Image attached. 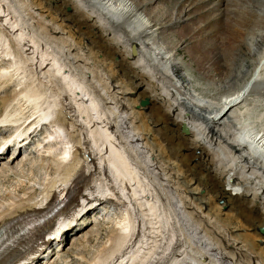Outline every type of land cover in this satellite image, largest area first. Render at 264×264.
Here are the masks:
<instances>
[{
  "label": "bare ground",
  "instance_id": "6f19581e",
  "mask_svg": "<svg viewBox=\"0 0 264 264\" xmlns=\"http://www.w3.org/2000/svg\"><path fill=\"white\" fill-rule=\"evenodd\" d=\"M2 1L3 3L7 2V0ZM85 2L88 5L87 7L94 8L97 12H109L108 16L115 15L117 17L116 23H113L114 19L110 20L109 17L108 21H112L115 28L124 36V41L120 43L122 46L117 44L119 43L118 41L116 43L112 38H109L110 32L107 33L109 29L105 31L100 28L90 17V13H87L82 7L80 8L75 0H16L17 6L23 9L21 10L24 12L25 18L28 17L31 21L33 20L36 23L35 27L51 43L68 45L67 49H65L66 52L64 51L65 57L69 58V63H71L69 64L68 74L70 71L76 72L75 74L80 81L91 82V80L96 79L95 85L98 83L99 87L103 90L101 91L102 93H97L100 95L102 104H106H103V107H110V110L108 109L109 111H107L108 114H104L102 111L104 114L100 118L102 123L99 122L105 124V128L109 127L112 133L106 135L107 130L105 129L106 134H104L98 127L93 129L92 135L89 133L90 136L87 135L88 133H83L84 128L82 127V130L74 117L69 115V109L73 110L76 107L78 110L76 112L81 116L88 111L83 121L84 123L87 122V125L90 126L93 123V114L97 106L91 102L93 107L87 109L82 105L75 106V103L73 105V103L69 102L71 103L69 108L65 106L64 98V101L61 100L64 108L58 111L56 117L53 115V112H47L49 107H44V109H41L42 111H38L41 112L40 114L38 112L36 113L37 115L30 114L28 118H21L23 121L20 119H17L19 121L11 120L22 129L16 128L15 136L9 138V141L3 140L0 143V151L2 152L0 155L5 152L7 153L10 148V146L6 148L2 147L3 143L5 145L8 143L9 145L11 143L18 145V149L16 148L15 150L11 146L13 152L11 157L12 164L10 163V165L15 163L14 161L20 156L21 149H26L25 146L34 144L35 149L33 152L31 151V155H35L39 152L41 153L44 139L51 142L50 132L44 131V134L39 131L35 133L36 131L33 130L35 125L40 122L36 120L40 115L43 116L41 119L43 122H46L48 118H52L49 125L54 131L51 134L55 132V135L58 137L63 136L66 130L67 133L69 132V139L62 143V139L58 141L59 144H62L61 146L64 151L56 158L58 164H56V169H53L54 177L50 179L43 191H41L42 197L40 196V199L36 201L34 199H21L16 205L11 204L0 212V238L2 239L0 242V264L25 262L27 264H35L34 259H38L40 250L46 249L45 247L50 249L51 246L49 244L51 242L49 236L54 234L58 237L61 235V237L66 239L67 235L73 231V223L78 217L84 216L89 210L95 212L99 207H106L107 204H111L107 199L103 198L105 189L98 187L97 182L100 179L97 178V175H100L101 178L99 184L102 183V180L106 183H108V180H111L113 183L110 182L111 189L115 186L119 187L118 191L122 197L123 192L126 191L123 198L128 202L120 198H116V202L123 206L128 216L125 218L127 220L131 219L132 226L127 227L126 220L120 217L123 220H120L122 224L119 223V227L110 230L111 235L107 240L108 246L102 249L103 251L90 264H144L146 261H148L146 264H264V199H261L264 196V187L261 186L262 196L260 197L258 196L259 194H254L256 191L253 187L244 186L236 177L226 178L227 174L225 175V170L218 168L217 164L220 161H217L213 155V147H210L212 142L216 144L221 139L216 128L219 124L224 125L230 113L233 115L235 123L238 122V124L244 126L243 129H251L252 131L254 119H256L254 116H251L252 118L250 119V115L253 114H251L253 107L237 108L247 100L250 93L255 94L250 99L255 101L254 104L262 103L263 101L261 100H264V0H246L248 6L251 5L248 8L242 6L239 0H181L180 7L178 8L179 13H177L179 15L163 20L150 7L155 3L154 0H127L129 9L126 13H118L113 7L109 9L108 7H111L109 6L110 4L108 5L110 0H85ZM5 6L8 7V3ZM142 16L146 18L145 22H143L145 19H142L143 29L141 26L142 31L133 34L134 32L130 31L131 28H129L132 20L138 17L142 18ZM13 24L15 25L14 27H18L16 20H14ZM2 27L3 24L0 25V28ZM14 27L12 28L14 29ZM179 28L184 33V39L182 42L180 41L181 45L178 49L175 46L172 47L173 45L170 47L167 44L168 46L164 47L165 50L163 52H152L153 50L148 47L146 42L151 41V44L154 45L157 39L162 40L163 38L164 40L167 35ZM2 33L4 34L2 37H6L17 54L23 53L25 46V44L22 46L23 42L14 41V35L12 36L10 31H2ZM217 33H222L228 40L223 50H220L216 45L215 35ZM25 34L21 32L20 39L22 41H24ZM174 36L176 37V35ZM25 37H28L29 41L35 45L31 34L30 37L28 34ZM254 37H256L255 51L250 45V41H253L251 39ZM37 38L35 39L37 40ZM248 40H250L249 43ZM163 44L165 43L163 42ZM46 47L44 49H47ZM131 47L135 48L137 52L136 57L131 54ZM21 48L22 51H20ZM90 48L91 50L88 51ZM142 49L148 53L150 52L149 54H153V58L150 60L152 64L149 63L148 68L153 70L156 75L160 74L159 77L157 76V81L161 80L170 87L172 79L169 80L170 77L167 78L169 71L177 79V82H180V86H173V89L177 91V95L180 97H174L176 101H179V106L182 108H188V106H192V108L193 106L199 107L200 110L198 111L203 112L204 115L198 120L204 124L202 126L205 127L203 131L207 132L208 141L210 139L208 146L202 140H195L196 138L194 137L198 135L194 133L195 131L192 132L190 128L188 135L181 131L182 124L190 121V118H193V116L195 117V113L185 115L188 116V119L185 117L186 121L182 120V122L180 119L183 117H179L178 107H174L171 104L174 98L170 100L158 93L156 81L155 83L152 82L148 74L137 70L135 63L142 59L141 57L138 58ZM183 50H187L186 52L190 61L186 66L192 67L191 64H193L195 72L204 80L212 79L213 76L223 72L228 74L226 70H229L232 67L231 65L237 64L240 62L242 56L251 55L254 51V55L251 58L253 63L252 70L241 89L235 94L224 97L222 101L214 105L215 107L210 108L206 104L195 100L189 91H187L188 82L179 74L177 65L171 62ZM21 53L19 55L22 57V61H26L25 65L29 63L27 66L30 67L31 73L40 80L38 81V85H41H39V88L37 85L35 87L24 85L23 90L19 93H14L11 97L1 98V111L3 110L5 118H19L18 113H7L11 102L17 101L19 95L25 96L26 101L24 104L27 105H35L34 103L41 99L44 88L41 87L42 81L38 75L45 74L43 73V70L46 69L45 61L50 60V57L54 60L52 66L56 69L54 72L47 73V75L55 83L59 84L61 94L67 95L72 93L76 87L78 89L83 88L81 83L77 82L78 79L68 81V77L65 78L64 75H61L64 71L62 70L63 68L61 67L62 69L59 70V66L55 64V62L57 63L56 57L47 54L49 52L41 54L40 59L38 58L39 61L36 62L38 66L34 64L33 58L28 57L27 59L23 56L24 53ZM23 71V68H19L12 75H1L0 80L4 79L3 77L5 76L8 77L7 83L11 81L20 82ZM163 71L164 73H162ZM31 73L29 72L28 75ZM90 76H92L91 80ZM126 80H128L132 88L135 87L134 90H131L128 87L129 85L127 86ZM129 80H132V82ZM59 81H62V85H60ZM66 81L67 84H65ZM258 86H260L259 89L252 91L253 88H257ZM89 99L92 100L91 97ZM143 100H146L148 104L141 107L139 104ZM22 107L23 104L19 106L23 110ZM21 109H19L20 112L22 111ZM143 110H147L146 114L142 113ZM3 114L0 113L1 116ZM259 117L258 119H261L262 116L260 115ZM1 119L0 122L2 123L0 125L4 126L5 121H1ZM26 124H28V127H26ZM43 126L45 125L42 124ZM56 126H60L61 128H56ZM228 126L231 127L230 125ZM29 130H31V135H28ZM261 132L255 131L253 137L251 136L248 139L246 138L247 135H241L239 138L249 143L251 150L252 148L255 149L253 153L256 152L257 157L264 160V132ZM38 135L42 138L41 140H39ZM234 135L236 136V134ZM110 137L116 142L118 141V144L115 145ZM86 138L91 141L90 146L86 143ZM24 139L25 142H23ZM69 145L70 147H68ZM70 149H74V152H70ZM94 149L98 152H96L97 154L103 152L104 157H106L105 159L102 157V161L104 159L105 162H108L109 176L104 175V172L102 173L97 167V165L102 167L104 164H102L103 162L97 164L100 158L95 159L96 153ZM120 149L123 152H119L118 150ZM69 153L71 157L68 155ZM233 153L237 155L238 151L236 148ZM16 162H18L15 166L17 168L14 169L19 171L23 170L28 161L21 159ZM12 169L9 168L8 172H12ZM5 173L6 170L3 171L2 175H5ZM149 177H155L156 183L162 185L161 187L164 189H161L163 190V194L167 196L166 198H169V193L173 195L177 201L178 209L181 211L180 214L184 225L180 227L178 224L179 228H177V232H174L178 236V239H176L177 246H173L174 249L171 248L172 257H169V260L166 262H162L160 259L163 258V254L169 245L167 246V242H165L161 247L160 242H158L152 249V252H147L148 254H145L143 258H138L136 252H139V250L136 249V252L129 255L137 257H129L127 262L124 263L125 258L121 257L124 255L123 249L133 239L138 224L136 221L137 213H133V219L131 218V213L135 209H138V199L139 201L142 199L141 193L137 192L140 191L142 194H145V191L153 192V188L147 179ZM153 178L150 179L153 180ZM139 179L143 183H139ZM123 185L125 187H122ZM134 185L138 187V190H133ZM128 186L130 189H128ZM234 188H241L242 193L233 192ZM149 192L147 193L149 194ZM97 193L100 195L94 198V194ZM113 194L115 192L112 190L111 196ZM131 194L134 196V201ZM138 194L141 196L139 197ZM173 197L171 196L172 201ZM111 198L113 199V197ZM163 200L164 198L161 201ZM62 204L64 206L57 212V215H64L62 216L63 223L56 224L52 215L54 210L61 207L60 205ZM153 211L149 209V213L146 211L144 213H148L152 217H155V219L156 215H158V221L159 210ZM145 220H141L142 227L146 223L144 222ZM41 222H43V225L37 230L36 235L33 237L35 239L31 241L22 240L25 233L38 227ZM158 224L161 225V231L164 229L163 224L167 226L162 218ZM160 233L161 235L159 236L161 238L163 233ZM163 238L165 237L161 238V242H163ZM136 242L141 244V248L145 242V235L142 234ZM71 244L73 245L74 242ZM159 247L162 248L161 251H157Z\"/></svg>",
  "mask_w": 264,
  "mask_h": 264
},
{
  "label": "rangeland",
  "instance_id": "374dc122",
  "mask_svg": "<svg viewBox=\"0 0 264 264\" xmlns=\"http://www.w3.org/2000/svg\"><path fill=\"white\" fill-rule=\"evenodd\" d=\"M180 1L181 0H154L155 3L150 7H152L151 9L156 11V15L161 20L170 19V18L177 17L179 15L177 13H179L178 8L180 7L179 6ZM75 2L80 8L82 7L83 10H85L87 13H90V15H91L90 17L95 21V23L100 28H102L105 31H107L109 29L107 32V33L110 32L109 38H112L114 40V42H116V43L118 41L119 43H117V44L119 46H122V44L120 45V43H122V41H124L123 40L124 36L122 34H120V31L117 30L113 24V23L117 22V17L115 15L114 16H108L109 12H107V13L97 12L94 8L87 7L88 5L86 4L85 0H75ZM239 2L241 3L242 6H244V7L246 6V8L251 7V5L248 6V2H246V0H239ZM6 3H8V7L5 6ZM6 3H3V1L0 0V25L3 24V27L0 28L1 29V31H0V77H1V75H4V74H7L5 76L12 75L19 68L20 69L23 68L24 71H23V74H21L22 80L20 82H18V81L12 82L11 81V82L7 83L8 77H5V76L3 77L5 79V81H4V79L0 80V81H2V82H0V88H2V89H0V99L3 97H8V96L11 97L14 93H19L21 90H23L24 85L25 86L32 85L33 87H35L37 85L38 88H39V85H41V84L38 85V81H40V80H38L37 77L31 73L30 67L27 66V65H29V63H26V65H25L26 61H22V57L19 55L21 52L19 54H17L14 51L13 46L11 44H9L6 37L5 38L2 37L4 35L2 33V31H5V32L10 31V34L12 36L14 35V38H13L14 41H18L20 43L23 42L22 46H23V44H25L24 48L22 47L24 54L23 53H21V54H23V56H25V58H27V59H28V57L33 58L35 61L34 64H36V62L39 61L41 54L44 52H46V53L49 52L47 54H51V55L55 56L56 57L55 59L57 60V63L55 62V64L59 66V70L62 68H63L62 70H64L61 73V75L62 76L64 75L65 78L68 77L67 78L68 81L69 80L74 81L75 79H78L77 82H80L81 86L83 88L78 89L76 87L72 93H69L70 95L69 94H67V95L61 94L59 84L55 83L54 80L52 78H49V76L47 75V73L52 72V71L54 72V70L56 69L55 67L52 66L54 60L52 59V57H50V60H48L47 62L45 61L46 69L43 70L44 71L43 73H45V74H39L40 76L38 75V77L42 81L41 87H43L44 90L41 94V99L38 102H35L34 103L35 105L24 104L26 101L25 96H23L22 94L19 95V97H18L19 99H17V101L11 102V104L7 110L8 111L7 113H10V112L11 113L12 112L18 113L19 118L17 117L16 119H15V117L12 119L9 117L5 118V115L3 114V110L1 111L2 107L0 105V113L3 114V116H4V117L2 116L3 117L2 119L0 117V119H1V121H5L4 122L5 125L8 124L6 126L0 125V126H2L0 128V143L4 139H7L9 137V130L12 131L16 127H18L19 129H22L20 126L14 124L11 120H13V119L14 120H17V119L22 120L21 118L24 119V117L25 118L30 117L29 116L30 114L37 115L36 113L39 110L44 109V107H47V108L49 107L47 112L48 113L53 112V115L56 117V115L58 114V111H61L64 108V105H62V101H64V99H65V103H66L65 106H68V107L70 106L71 103H73V105L76 104L75 106L82 105L84 108L90 109L91 107H93L91 105V102L93 104H95L97 106L96 107L97 109L93 114V123L90 126L87 125V122L84 123L83 119H85V118H81L82 116L78 112H76V110H77L76 107L73 110L69 109V113H70L69 115L71 117H74V119L76 120V122H78V124L81 126V128L82 127L84 128V130L82 128L83 133H85V134L88 133L87 134L88 136H90V134L92 135L93 129L95 127H98L100 129V131H103V133L106 134L107 129L105 128V124H101L102 122L100 121V118L102 117L101 115L108 114L107 111L110 110V107L109 106L103 107V104H105V103L102 104L101 99H100V95L97 94L98 92L102 93L101 91H103V90L101 89V87H99L98 83H96V85H95L96 79L91 80V77L93 75L89 77L91 82H93V83H91V82H87L84 80L80 81L78 76L75 74L76 72L73 73L72 71H70V73L68 74L67 72H69V69H68L69 64H71V63H69V58L65 57V52H66L65 49H67L68 45L63 44L64 45L63 46L60 43H58L59 45L57 43H54V42L51 43V41L47 37H45V35L42 34L39 29H37L35 27L36 23L33 20L31 21L28 17L25 18V16L23 15L24 12L22 11L23 9L20 8L19 6H17L18 4H16V0H10V4H9V0H7ZM127 3H128L127 0H110L108 5L110 4L109 6H111V7H108V6L107 7L109 9H112V7L115 8L118 13H120V12L126 13V11L129 9L128 8L129 4H127ZM99 7L101 8L100 5H99ZM19 10H21V11L19 12ZM12 11H14V12H12ZM167 15L169 18L167 17ZM108 17L110 20L114 19L113 20L114 22L113 23H112V21L109 22ZM143 18L144 17L142 16V18L138 17V18H135L132 20V23L129 26V28H131V30L129 28L128 29L130 31L134 32L133 34H135L136 32L140 33L142 31V29H143L142 19ZM144 19L145 20H143V22L146 21V18H144ZM14 20L17 21L18 27H14L15 26L13 24ZM165 21H168V20H165ZM198 23H200V22H198ZM141 26H142V29H141ZM12 27H14V29ZM6 28H7V30H5ZM26 28H28V29H26ZM180 29L181 28H179L175 32L167 35L164 39L165 41L162 38V40L157 39L156 42L154 43V45L151 44V41H148L146 43L148 44V47L151 50H153L152 52H154V51L155 52H158V51L163 52L165 50L164 47H166L167 44L170 47L173 45L172 47L175 46L178 49L179 46L181 45L182 40L184 39V33L181 32ZM21 32H23L24 34L25 33L28 34L29 37L31 34L33 42L35 41L34 42L35 45L29 41L28 37H25L26 34L24 36V41H22L20 39ZM111 34H112V36H111ZM217 34L215 35L216 41H217L216 45L220 50H223V49H225V46L227 45L228 40H227L225 35H222V33H220V34L217 33ZM174 35H176V37ZM155 37H156V35H155ZM35 38H37V40ZM166 39H168V40H166ZM39 40H40V42H39ZM47 40H49L50 42ZM251 40H253V41L248 40V43L250 41V45L252 46L253 50L255 51L256 37L252 38ZM37 41H38V43H37ZM163 42L165 44H163ZM45 44H47V45H45ZM35 46L37 48H39L42 52L39 49H37ZM45 47L47 49H44ZM57 47H60V48H57ZM61 47H62V49H61ZM22 48L20 51H22ZM55 48H57V49H55ZM125 49H126V47H125ZM90 50H91V48L88 51H90ZM38 51H39V54H38ZM186 51L187 50H183V51L179 52L177 54V57H175L176 59L173 61L171 60V62H173L177 65V67L179 69V74L182 76L183 79H185L188 82V86L186 88L187 91H189V93L193 96V98L195 100H197L200 103L206 104L210 108L215 107L214 105L215 104L217 105V103L219 101H222L224 99V97H227L228 95L235 94L239 89H241V87H243L244 83L247 81L249 74L251 73V70H252V64L253 63H252L251 58L254 55V53H253L254 51L253 52L251 51L252 52L251 55L242 56L240 62H238L237 64L231 65L232 67L229 70H226L228 72V74H226V72L225 73L223 72V73H220L219 75L217 74L216 76H213L212 79L204 80V79H202V77H200L197 74V72H195V70L193 69L194 68L193 64H191L192 67L186 66L187 63H190L189 57H188ZM91 53H93V52H91ZM149 53L146 52V50H143V49L141 50V54L143 56L140 54V56L138 58L141 57L142 59H140V61H137L135 63L137 70L141 71L144 74H148V76H150V79L152 82L155 83V81H156V85H158V87H157L158 93H160L162 96H164L170 100L174 97L180 98L177 95V91L175 89H173V86H175V85L180 86V84H179L180 82H177V79L172 76L171 72L168 71V73H167V78L170 77L169 80L172 79V81H170V82L171 83L173 82L172 84L170 83V87H169L167 85V83L162 82L161 80L157 81V76L159 77L160 74L156 75L153 70L148 68V66L150 64H152L150 62V60L153 58L152 57L153 54H149ZM45 56H47V55H45ZM20 57H21V59H20ZM135 57H136V55H135ZM66 63H67V65H66ZM36 66H38V64H36ZM3 72H5V73H3ZM29 72L31 73L30 74L31 76L28 75ZM151 72H153L152 75H155V76H152ZM162 73H164V71ZM94 75H97V74H94ZM65 78H63V79H65ZM129 81L132 82V80H129ZM160 82L162 85L160 84ZM59 83H60V85H62V81H59ZM125 83L127 84V86L129 85L128 87L131 90L135 89V87L132 88L130 83H128V80H126ZM7 84H9V85H7ZM65 84H67V81L65 82ZM86 84H88V85H86ZM32 86H30V87H32ZM95 87H97V88H95ZM259 87L260 86H258L257 88H253L252 91L254 89L255 90L259 89ZM75 90H76V92H75ZM249 95L250 96H248L247 100L244 103H242L237 109L242 108V107H248V106L250 108L253 107V111L251 112V114L252 113L253 114L250 115V119L252 118L251 116H254V118H256V119H254L255 122H254V127H253L252 131H251V129H249V130H247L246 128L243 129L244 126L242 124H238V122L235 123V120L233 119V115L230 113V115L228 114V118L225 120L224 125L219 124L216 128L220 134L221 139L218 142H216V144L214 143L215 145L213 144V142L210 144V139H209V141L207 139V137H208L207 132L203 131V129L205 127H202V126H204V124L198 120V119H201V117L204 115L203 112L198 111V110H200L199 107L197 108V107L193 106V108H194L193 109L192 106H188L189 110H188V108H182L179 106V101H176L175 98L171 101V104L174 107H178L179 117H181V118L183 117L182 119L179 118L181 121L183 120L185 122L186 119H188V116H185V115L195 113V115H196L195 117H197V118H195L193 116V118H190V119L191 120L195 119V120L194 121H191V120L186 121L185 124L190 128V130L192 132L195 131L194 133H196L198 135V136L194 137V138H196L195 140H202L204 143H206L207 146L210 144V147H213L212 151L215 153V154L213 153V155L216 157L217 161L218 160L220 161V162H218L217 166L220 170H225V175L227 174L226 178L236 177L244 186L253 187V189H255V191H256L254 194H259L258 196L261 197L262 196V190L261 189H262V187H264V167H263L264 166V160L262 158L260 159V158H256L254 156V154L256 153V152L253 153L255 151L254 148H252V150L250 147L248 149H246L244 147L239 148V146L235 142V139L239 138V136H241V135H243V136L247 135L246 138L248 139V138H251V136L253 137V133H255V131H257V132L262 131L261 133L264 132V120H263L264 119V115H263L264 114V100H261V101H263L262 103L254 104L255 101H252L250 99H252L251 97H253V95H255V94L250 93ZM58 96H60V97H58ZM96 96H99V97H96ZM90 97L92 98V100L89 99ZM178 100H180V99H178ZM98 101L100 102V104ZM69 102H71V103H69ZM22 104H23V107H22L23 110L21 108H19V106ZM245 104H246V106H245ZM31 105H32V107H31ZM42 106H43V108H42ZM71 107H72V105H71ZM141 107H143V106H141ZM104 108H105V110H104ZM19 109H21L23 112L22 111L20 112ZM50 110H52V111H50ZM67 111H68V109H67ZM102 111L104 114L102 113ZM185 111H186V113H185ZM146 112H147V110L142 111L143 114H146ZM40 113L41 112H38V114H40ZM43 113H45V112H43ZM87 114H88V111H86L84 113V116H86ZM260 115L262 117H261V119H258V117ZM185 117H186V119H185ZM42 118H43V116L40 115V117H38L36 120L41 121ZM9 121H11V122H9ZM17 121H19V120H17ZM1 123L2 122H0V124ZM16 123H19V122H16ZM94 123H97V124L94 125ZM227 123L231 127H229L227 125ZM233 123H234V125H233ZM9 124H11V125L9 126ZM85 124H86V126H85ZM188 124H190V125H188ZM27 125L28 124H26V127H28ZM87 126H89V127H87ZM43 127L41 129V131L43 133H44V131L50 132L51 142H48V141H46V139H44L43 145L41 146L42 147L41 153L39 152L35 155H31V153H30L32 149H35L34 144H32L31 146H29L26 149H23L20 153V156L16 160V161H20L21 159H23V160L26 159L28 161V162H26V165L24 166L23 170L17 171L16 169H14V168H17V167H15L16 164H18V162H16V161H14L15 163H13V165H10V163L12 162L11 161L12 152H13L12 150H9L7 153L0 156V212L3 211V209H6L7 207H9V205H11V204L16 205V203L19 202L21 199L22 200L34 199V201L40 199L39 197L40 196L42 197L41 191H43V189L45 188L47 183L50 181V179H52L54 177L53 176V169L55 170L56 164H58L57 163L58 161H56V158L59 156L60 153H62L64 151L63 147L61 146L62 145L61 143L63 141L65 142L66 140L68 141L69 132L67 133V131L65 130L67 135L65 133V135L63 134V136L61 135L58 137L57 135H55V132H54V134H51V132H53L54 130L52 129V127L50 125H48V126L45 125ZM57 127L59 128V126H56V128ZM23 129H25V128L23 127ZM234 134H236V136ZM106 135H108V134H106ZM205 135H207V136H205ZM41 139L42 138H40L39 140H41ZM61 139H62V141H61ZM110 139H111V141L113 140L111 137H110ZM117 140H118V138H117ZM58 141H61V143L59 144ZM111 145H113V144H111ZM68 147H70V145ZM235 148L238 151L237 155H234V153H233ZM117 149H119V148H117ZM71 151H73V149H70V152ZM118 151L123 152L121 149ZM94 152L95 153L97 152L96 149H94ZM97 153H96L95 159H99V158L100 159L98 161L96 160L98 162V163L97 162L96 163L99 164V163L103 162L102 164H104V165L106 164L108 166V162L104 161V159L106 157H104L103 152L100 154H97ZM68 155H70V153ZM217 155L219 158L217 157ZM72 156H73V154H72ZM70 157H71V155H70ZM102 157L104 158L103 161H102ZM244 159H245V161H243ZM141 162H142V160H141ZM28 163H30V164L27 166ZM9 168H13L12 172H8ZM4 170H6V173H5V175H2ZM97 178L100 179V181L97 182L98 187L99 188L102 187L101 189L106 190V194H110L111 193L110 192V189H111L110 188V185H111L110 182L112 183V181L108 180L107 181L108 183H106V182H104V180H102V183L104 184L103 185L102 183L99 184V182H101L100 175H97ZM150 178H153V177L147 178L151 187L153 188V192L151 191L152 197H151V192L145 191V194H142V192L136 191V190H138V187L136 185H134L135 186L134 188L132 186L133 190L136 189L135 191L137 193H141L142 196L139 194H138V196L139 197L141 196L142 199L140 201L138 199L137 202H139V203L137 205L139 206V204H140V206L139 207L137 206V208L139 210L135 209L131 213V218L133 219V217H132V216H134L133 213L134 214L137 213L136 214V221L138 218H141V220H143V219L145 220V218H146V220L144 221L146 223L142 227V234L145 235V242H144V244H142L141 248H140L141 244H139V243L135 244V242H133V240H131L129 242V244L127 243L128 245H125V248L123 249L124 255L121 256V257L125 258L124 263L127 262L129 257L130 258L133 257L130 255H132V253L136 252V249L139 250V252H136V255L138 256V258L139 257L143 258V256H145V254L146 255L148 254L147 252H149V253L152 252V249L155 247V245L158 244V242H160L161 247H162V244L165 242H167V246L169 245L167 247L168 249L166 248V251L163 254V258L160 259V260H162V262H166L167 260H169V257L170 258L172 257V249L171 248L174 249V247L177 246L176 239H178V236L174 232L175 231L177 232V230H178L177 228H179L178 224L180 227L184 225L183 219H182L181 214H180L181 211H180V209H178L179 207L176 204L177 201L174 199L173 195H171L169 193L168 194L169 198H166L167 196H165L163 194L162 189H164V188L161 187L162 185H160L159 183H156L157 181H156L155 177H154L155 180H154V178H153V180ZM139 183H143V181L140 180ZM152 183H155V184L152 185ZM106 184L109 187H107ZM159 190H161L162 192ZM147 192H149V194ZM233 192L241 194L242 189L238 188V189L233 190ZM40 193H41V195H39ZM125 193H126V191L123 192V197L125 196ZM133 194H134V192H133ZM133 194H131V195H132V200L134 201ZM98 195H100V194H98V193L94 194V198H97ZM153 195H154V197H153ZM171 196L173 197V201H172ZM159 197L162 199L164 198L165 201L164 200L161 201L162 199H160ZM261 199H264V196L261 197ZM174 200H175V202H174ZM155 201H157V202H155ZM140 202H142L143 204ZM263 202H264V200H263ZM135 203H136V201H135ZM165 203H167V204H165ZM107 206H110L111 211L114 210L111 212V215L107 216L108 218L102 217L100 215V213H98V212L94 213V212H91L89 210L86 212V214L84 216H81L80 218L78 217L74 221V223H73L74 229H73V231H71L69 233V235H67V238L65 240H64V238L58 239V237L57 238L55 237V239H54V235H53V239L51 240L52 242L50 244V246H51L50 249H45L43 251V253H41L39 261H37L36 264H90L93 260H95L97 258V256L103 251L102 249H105L108 246L107 240H108V237L111 235L110 230L114 229L115 227L116 228L119 227L118 226L119 223L122 224L121 221H123V220H126L125 222H127V227L132 226L131 219L127 220L125 218L127 215H126L122 205H120L118 202H112L111 204H109ZM11 208H13V207L11 206ZM149 209H152V211L153 210H159L158 221H157L158 215H156L157 217L155 219V217H152L151 215L148 214ZM144 211H146L148 213H146V212L144 213ZM146 215H147V217H146ZM120 217L121 218L123 217L124 219L121 220ZM161 218L167 224V226H165L163 224L164 229H162V231L160 229L161 225H159L161 223L158 224V222L160 221ZM62 223H63V220H59L56 224H62ZM180 223H181V225H180ZM157 227H159V228L156 229ZM91 231H94V232H91ZM160 232L163 233L162 237H165V238H163V242H161L162 237L160 238V236H159V235H161ZM79 233H80V235H79ZM75 234H77V235H75ZM172 234H173V236H172ZM73 242H74V244L72 245L71 243H73ZM161 247H159L157 251H161V249H162ZM127 256H128V258H127ZM137 256H134L133 258H136ZM41 258H43V259H41Z\"/></svg>",
  "mask_w": 264,
  "mask_h": 264
},
{
  "label": "water",
  "instance_id": "95a60500",
  "mask_svg": "<svg viewBox=\"0 0 264 264\" xmlns=\"http://www.w3.org/2000/svg\"><path fill=\"white\" fill-rule=\"evenodd\" d=\"M136 50H135V48L134 47H131V54L133 55V56H135L136 55ZM148 104V102L146 101V100H143V101H141L140 102V105L141 106H146ZM181 131L184 133V134H186V135H188L189 134V127L185 124V123H183L182 124V126H181ZM262 231V230H261ZM263 232V231H262Z\"/></svg>",
  "mask_w": 264,
  "mask_h": 264
}]
</instances>
